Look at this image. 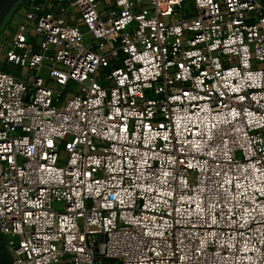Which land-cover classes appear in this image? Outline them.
<instances>
[{
    "label": "built area",
    "instance_id": "2783aa9c",
    "mask_svg": "<svg viewBox=\"0 0 264 264\" xmlns=\"http://www.w3.org/2000/svg\"><path fill=\"white\" fill-rule=\"evenodd\" d=\"M16 11L0 29L13 264H264V0Z\"/></svg>",
    "mask_w": 264,
    "mask_h": 264
},
{
    "label": "rangeland",
    "instance_id": "374dc122",
    "mask_svg": "<svg viewBox=\"0 0 264 264\" xmlns=\"http://www.w3.org/2000/svg\"><path fill=\"white\" fill-rule=\"evenodd\" d=\"M15 3H13L12 5H10L6 11H4V13L2 14L1 17H3L2 22L0 23V29L3 27V30H5L7 28L6 24L8 25V19L14 18L15 15H17L18 11L15 12V14H13V7L15 6V4L17 3V1H14ZM21 16H19V18H17V16H15V20L17 21L18 19L20 20V18L23 17L24 14H20ZM1 19V18H0ZM166 21H168V19H166ZM27 69L24 70V73H27L26 71ZM55 88V85H52ZM58 88V87H57ZM59 89V88H58ZM59 148L61 149V157L59 159V165H64L66 162V156L67 153L65 151V143L64 142H59Z\"/></svg>",
    "mask_w": 264,
    "mask_h": 264
},
{
    "label": "water",
    "instance_id": "95a60500",
    "mask_svg": "<svg viewBox=\"0 0 264 264\" xmlns=\"http://www.w3.org/2000/svg\"><path fill=\"white\" fill-rule=\"evenodd\" d=\"M15 0H0V23L2 22L3 17L2 14L4 11L7 10V8L12 5ZM17 1V0H16ZM0 264H13L11 257L9 255L8 250L6 249L4 245V241L0 235Z\"/></svg>",
    "mask_w": 264,
    "mask_h": 264
},
{
    "label": "crops",
    "instance_id": "0c3cea01",
    "mask_svg": "<svg viewBox=\"0 0 264 264\" xmlns=\"http://www.w3.org/2000/svg\"><path fill=\"white\" fill-rule=\"evenodd\" d=\"M18 15V16H17ZM15 16H17V18H19V16H21L20 14H17ZM15 16L14 18H11V19H8V25L6 24L7 28L5 29L6 33H9V32H12V34H14L18 29V24H19V21L21 20H15ZM9 31V32H8Z\"/></svg>",
    "mask_w": 264,
    "mask_h": 264
}]
</instances>
